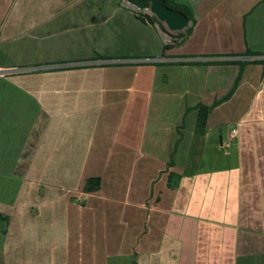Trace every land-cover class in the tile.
<instances>
[{
    "label": "crops",
    "instance_id": "obj_1",
    "mask_svg": "<svg viewBox=\"0 0 264 264\" xmlns=\"http://www.w3.org/2000/svg\"><path fill=\"white\" fill-rule=\"evenodd\" d=\"M174 1L0 0V264H264V0Z\"/></svg>",
    "mask_w": 264,
    "mask_h": 264
},
{
    "label": "trees",
    "instance_id": "obj_2",
    "mask_svg": "<svg viewBox=\"0 0 264 264\" xmlns=\"http://www.w3.org/2000/svg\"><path fill=\"white\" fill-rule=\"evenodd\" d=\"M129 1L132 4L136 5L139 8H142V9L146 8V7H150V2H151V0H129ZM165 3H166L167 7L172 8V9H176V10L182 12L184 15H186L188 17V19L190 21L193 20L191 12L188 9V7L176 3L174 0H165ZM131 12L141 22L148 24L152 27H155V24L159 23L154 16H149L148 14H144L142 12L135 11V10H131ZM192 31H193V27L190 26L184 31L185 34L179 33L176 36V40H174L173 44H164L163 45V52H165L166 50H168L170 48H173L176 45L181 44L188 36L191 35ZM246 55L254 56V55H258V53H254V52L247 50ZM246 63L261 64V65H263V69H264V60H254L252 62H246ZM240 64H244V63H240ZM237 83H238V79L236 80L233 89L229 92V94L224 99H228L233 94V92L237 86ZM197 109L199 110V113H198V119H197V125H196V132L202 133L206 128L207 119H208V116H209L211 110L213 109V106H206V105L201 104L198 106ZM172 164L173 163L171 162L170 164H168V166H171ZM171 176H172V174L169 175V178H171ZM101 185H102V180L100 177L87 178L84 182L83 192L84 193L97 192L100 190ZM0 220L3 222H8L9 217L0 213Z\"/></svg>",
    "mask_w": 264,
    "mask_h": 264
},
{
    "label": "water",
    "instance_id": "obj_3",
    "mask_svg": "<svg viewBox=\"0 0 264 264\" xmlns=\"http://www.w3.org/2000/svg\"><path fill=\"white\" fill-rule=\"evenodd\" d=\"M150 10L157 21L164 26V33L169 36L184 32L191 25L186 15L167 7L165 0H151Z\"/></svg>",
    "mask_w": 264,
    "mask_h": 264
},
{
    "label": "built area",
    "instance_id": "obj_4",
    "mask_svg": "<svg viewBox=\"0 0 264 264\" xmlns=\"http://www.w3.org/2000/svg\"><path fill=\"white\" fill-rule=\"evenodd\" d=\"M126 4L130 7L133 8V10L135 11H139V12H142L144 14H148L149 16H153L152 13H151V10H150V7H146V8H139L137 7L136 5L134 4H131V2L129 0H126ZM161 23H156L155 24V27L158 28L159 31H161ZM237 129H232L231 133H230V137L228 139V141H226L225 143V146L226 147H230L232 145V143L234 142V140L236 139L237 137Z\"/></svg>",
    "mask_w": 264,
    "mask_h": 264
},
{
    "label": "rangeland",
    "instance_id": "obj_5",
    "mask_svg": "<svg viewBox=\"0 0 264 264\" xmlns=\"http://www.w3.org/2000/svg\"><path fill=\"white\" fill-rule=\"evenodd\" d=\"M132 4V3H131ZM161 25V27H162V30H164V26L162 25V24H160ZM156 30H157V33H158V36H157V38H156V45H157V47H158V52L159 53H157L158 55H161V49L163 48V45L164 44H167L166 43V40H165V38H164V36L162 35V33H161V31H159L158 30V28L156 27ZM176 35L177 34H174V36L170 39V42L169 43H171L172 41L174 42V40H176L175 39V37H176ZM158 55H156V56H158ZM3 184V182H2V180H0V186Z\"/></svg>",
    "mask_w": 264,
    "mask_h": 264
}]
</instances>
